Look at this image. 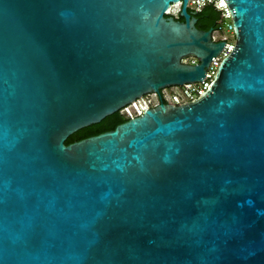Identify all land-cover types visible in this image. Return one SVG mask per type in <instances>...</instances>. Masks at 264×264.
I'll list each match as a JSON object with an SVG mask.
<instances>
[{"label":"water","instance_id":"95a60500","mask_svg":"<svg viewBox=\"0 0 264 264\" xmlns=\"http://www.w3.org/2000/svg\"><path fill=\"white\" fill-rule=\"evenodd\" d=\"M223 2L209 90L65 145L226 42L188 0H0V264H264V0Z\"/></svg>","mask_w":264,"mask_h":264},{"label":"built area","instance_id":"2783aa9c","mask_svg":"<svg viewBox=\"0 0 264 264\" xmlns=\"http://www.w3.org/2000/svg\"><path fill=\"white\" fill-rule=\"evenodd\" d=\"M222 1L223 0H188L187 9H191L197 12L205 5L212 4L218 11L221 12V21L218 23L217 29L213 31L212 34L214 32L226 31L230 33L234 38L233 27L230 20L231 17L225 3L222 4ZM170 11H167V15ZM212 40L214 42L225 41H215L213 37ZM233 46L234 42H226L220 54L217 57L213 58L210 62L208 68L206 69L205 78L201 82L194 84H185L182 86L167 87L161 89L158 93H149L143 95L142 97L134 100L130 104L120 109L118 112L119 115L126 120H130L141 116L146 110L155 108L161 103L178 105L192 102L198 99L203 93L211 88L221 60L229 56V54L233 50ZM195 63L196 61L193 60L190 64Z\"/></svg>","mask_w":264,"mask_h":264},{"label":"trees","instance_id":"16d2710c","mask_svg":"<svg viewBox=\"0 0 264 264\" xmlns=\"http://www.w3.org/2000/svg\"><path fill=\"white\" fill-rule=\"evenodd\" d=\"M187 12L192 16L195 17L196 28L198 30L207 31L212 29L215 31L218 27V23L221 21V12L218 11L212 4H207L202 7L199 11L195 12L194 10L187 9ZM170 16V15H167ZM177 21L183 22V19L178 17L176 18ZM126 119L119 115V113H115L104 118L97 124L90 125L86 128L80 129L71 136H69L66 141L65 145H69L71 143L99 135L104 132H109L114 130V128L122 123H124Z\"/></svg>","mask_w":264,"mask_h":264},{"label":"rangeland","instance_id":"374dc122","mask_svg":"<svg viewBox=\"0 0 264 264\" xmlns=\"http://www.w3.org/2000/svg\"><path fill=\"white\" fill-rule=\"evenodd\" d=\"M180 6L178 8H171L172 10L169 12L168 15L173 16V17H177V15L180 11ZM212 37L215 41L225 40L227 43H233L234 42V38L231 36L230 33L226 32V31L214 32L212 34ZM193 60L194 59H192V58H187V59H185V63H191Z\"/></svg>","mask_w":264,"mask_h":264},{"label":"bare ground","instance_id":"6f19581e","mask_svg":"<svg viewBox=\"0 0 264 264\" xmlns=\"http://www.w3.org/2000/svg\"><path fill=\"white\" fill-rule=\"evenodd\" d=\"M222 4H224V2L222 1ZM180 5H179V3H175L174 5H173V7L172 8H178ZM170 9L171 8H169V11H170ZM172 10V9H171ZM177 10V9H176Z\"/></svg>","mask_w":264,"mask_h":264},{"label":"flooded vegetation","instance_id":"af4514ba","mask_svg":"<svg viewBox=\"0 0 264 264\" xmlns=\"http://www.w3.org/2000/svg\"><path fill=\"white\" fill-rule=\"evenodd\" d=\"M175 18H177V17H175ZM195 18V17H194ZM196 19V18H195ZM196 22H197V20H196Z\"/></svg>","mask_w":264,"mask_h":264}]
</instances>
